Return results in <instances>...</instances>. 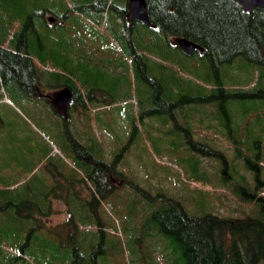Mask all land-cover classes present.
Wrapping results in <instances>:
<instances>
[{
	"label": "rangeland",
	"instance_id": "obj_1",
	"mask_svg": "<svg viewBox=\"0 0 264 264\" xmlns=\"http://www.w3.org/2000/svg\"><path fill=\"white\" fill-rule=\"evenodd\" d=\"M116 2L125 3V0ZM59 20L63 21V26L54 24L48 27L45 24L48 32L45 41L51 52L66 54L63 58L67 65L59 63L54 66L58 72L71 77L82 93V110L77 113L73 108L68 122L72 134L78 133L79 141L92 146L93 155L103 153V160L108 163L115 161L116 169L122 173L109 180L113 190L107 183L101 184L105 195L99 204L90 203L94 183L82 179V168L68 151L64 129L60 123L55 124L51 110L46 106L26 107L16 103L15 108L9 107L10 104L1 108L3 115L12 123L7 129L0 128L3 131L0 132L3 133L0 135V188L9 184L11 188L16 187L14 194L19 202L18 192L25 196L32 189L35 199L44 190L52 188L50 182L55 179L69 178L68 175L75 181L82 179L72 184L64 182L60 187L52 188L55 194L44 196L47 202H51L50 214L42 216L44 227L53 228L73 213L82 241L87 245L94 242L98 252L103 251L100 253L101 264H147V260L148 264H169L165 241L159 236L145 237L146 232L153 229L148 224L151 205L160 202L151 196L144 197L146 194L156 196L159 191L160 194L175 196L193 215L215 213L243 217L245 213L255 211L253 203L241 202L229 188L220 184L223 173L218 161L189 151L186 128L191 129L193 139L206 140L222 150L233 166L232 178L240 183L245 181L252 187V173L236 153L229 137L234 130L229 132V128H225L218 119L217 106L210 100L213 84L205 82L203 73L196 74L181 67L182 70L176 61L150 52L152 62L174 67V75L182 85L174 90L172 96L163 95L161 91V98L166 100L161 104L150 102L153 88L149 90L147 84L134 80L131 59L124 54L115 36L106 42L95 38V31L109 36L115 30L117 35L124 36L121 19L108 12L101 17L100 24L76 13L69 19ZM90 26H94L95 31ZM62 34L64 38L60 36ZM144 34L150 35L147 31L141 32L146 37ZM198 57L195 55L190 60L197 70L203 65ZM120 60L125 63L126 72L118 64ZM44 68L54 70L52 64ZM224 68L223 74L229 80L227 86L233 88L230 90L232 93L258 91L259 83L264 85V77H260L261 71L256 65L254 68L246 67L245 62L237 58ZM158 72L154 74L158 78L165 73ZM168 75L170 71L165 73L166 79ZM44 84L47 85L45 81ZM258 97H239L246 117L237 100H234L237 104L230 105V110L235 123L239 124L236 126L239 128L237 134L240 135L241 130V136L246 138L252 149L257 148V138L250 129L261 134L259 149L264 156V110L256 111L254 108L255 104L262 105L264 97ZM141 117L144 119L140 120ZM241 126L247 128L241 129ZM243 151L245 155L249 153L247 146ZM195 156L199 160L201 175L187 168L188 160ZM101 174L105 176V171L100 170ZM95 207L106 225L103 234L94 235L98 223L92 222L89 210ZM13 242L7 238L0 239V252H14Z\"/></svg>",
	"mask_w": 264,
	"mask_h": 264
},
{
	"label": "trees",
	"instance_id": "obj_2",
	"mask_svg": "<svg viewBox=\"0 0 264 264\" xmlns=\"http://www.w3.org/2000/svg\"><path fill=\"white\" fill-rule=\"evenodd\" d=\"M147 4L150 19L157 28H148L150 35L146 42H138L134 34L131 39H123V36L112 32L124 54L133 56L132 71L135 80L147 84L149 90L153 88L149 101L160 104L166 101L161 98V91L163 95L172 96L176 88L182 87L174 75V67L162 62H152L150 52L176 61L179 68L204 74L205 82L213 84L210 100L217 106L218 119L225 128H229V132L234 130L229 137L235 145L236 153L252 173V187L245 181L236 182L231 173L233 166L226 154L206 140L193 139L190 128H186L189 135L186 143L189 151L218 161L223 173L220 184L229 188L241 202L253 203L255 211L245 213L243 217L215 213L193 215L187 211L180 199L167 193L160 194L158 191L156 196L144 195L156 198L155 200L160 199L156 205L149 204L152 206V214L148 224L153 229L146 232L145 237L154 235L165 241L169 250L166 256L169 264H260L264 262V164L261 163L264 156L259 149L261 134L250 129V133L257 138V148L252 149L246 138L241 136V130L240 135L237 134L239 128L236 126L239 124L232 118L230 105L237 104L234 101L237 100V105L241 108L239 97H264V85L260 82L258 91L232 93L230 90L233 88L227 86L229 80H226L223 71L224 67L239 58L245 62L246 67L254 68L256 65L260 68V77H264V7L246 11L235 0H147ZM48 11L60 18L68 17L69 12H77L100 23L101 15L108 11L125 21L126 5L116 0H0V75L9 73L20 81L24 79V59L9 55L24 51L30 55L26 59L34 63L37 72L36 85L47 71L44 67L52 64L54 70L49 73L56 85L65 83L78 90L75 81L65 73L58 72L54 66L59 63L66 66L67 62L63 58L66 54L60 51L51 52L45 41L48 33L45 15ZM129 29L126 25L124 30ZM60 36L64 38V34ZM173 36H185L204 47L202 53L195 52L203 62L202 68L194 69L189 62L191 57L181 53L179 47L173 48L169 43V38ZM101 40L105 41L106 37L102 35ZM157 71L166 74L170 71V75L166 79L164 73L158 78L154 75ZM254 108L256 111L264 110V102L261 106L255 104ZM242 113L246 117L243 110ZM142 119L144 117L140 118ZM245 127L247 128L241 126V129ZM78 138L77 133L72 140L65 139L68 141L65 145L67 143L68 151L82 168V179L94 183L95 190L90 203L99 204L105 195L101 184L107 183L109 189L113 190L114 186L109 180L122 172L116 169L115 161L108 163L103 160V153L100 156L93 155L92 146L82 143ZM245 146L249 151L247 155L243 154ZM198 163L195 156L188 160L186 167L201 175ZM100 170L105 171V176L99 175ZM70 176L61 177L58 181L55 179L50 182L51 187H60L64 182L72 184L75 180ZM81 180L77 179L75 182ZM10 186L11 184L0 188V239L14 241L15 250L10 253L1 251L0 264H27L26 261L29 264H101L100 253L103 251L99 253L94 242L87 245L82 241L73 213L53 228L44 227L42 216L49 215L51 210V202H47L44 196L55 194L52 188L44 190L35 199L32 189L25 196L18 192L20 201L17 202L14 194L16 187ZM73 203L76 204V201ZM89 212L92 222L98 223L94 235L103 234L106 225L100 211L95 207Z\"/></svg>",
	"mask_w": 264,
	"mask_h": 264
},
{
	"label": "flooded vegetation",
	"instance_id": "obj_3",
	"mask_svg": "<svg viewBox=\"0 0 264 264\" xmlns=\"http://www.w3.org/2000/svg\"><path fill=\"white\" fill-rule=\"evenodd\" d=\"M129 26V30H125L123 33L126 38L131 39L133 37V34L135 35L136 40L144 41L143 35H141V32H145V27L140 23L139 21H135L132 24H127ZM128 32V33H127ZM145 35V34H144ZM142 38V39H141ZM15 52H12L9 55L14 56H20L24 59L22 62L25 66L24 68V79L21 81L14 77V75L5 73L0 75V128H8L11 125V119L7 118L3 115V112L1 111L2 106L6 105V102H16L21 104L22 106L26 107H36V106H46L49 108L53 114L54 120L58 121L62 128L64 129V132L67 136H70L68 134V122L71 120L72 116V110L73 108L81 109L83 106V97L81 92H79L76 88H73L72 86L64 85V86H58L54 87L50 83V78L44 79V81H49V84L45 85L43 82L36 85L37 80V72L34 69V63L33 61H28L26 58L30 56L26 52H19V54H14ZM196 54V53H195ZM123 60V59H121ZM119 61V66L123 67L124 72H126L124 62ZM3 71V70H2ZM45 75L49 76V72L45 71ZM5 76V78H4ZM62 87H69L70 88V98L68 103L66 104V107L63 109V112L61 113V110L59 106H57L55 102V95L57 91L61 90ZM3 94H5L3 96ZM6 96V98H5ZM8 100V101H7ZM0 135H3V133H0ZM64 135V133H63ZM71 137V136H70Z\"/></svg>",
	"mask_w": 264,
	"mask_h": 264
},
{
	"label": "water",
	"instance_id": "obj_4",
	"mask_svg": "<svg viewBox=\"0 0 264 264\" xmlns=\"http://www.w3.org/2000/svg\"><path fill=\"white\" fill-rule=\"evenodd\" d=\"M235 1L241 4L246 11H253L257 7H264V0H235ZM127 19L130 23L134 22L135 20H139L144 24H146L147 26L151 28H155V25L152 23L149 17L147 0H129ZM49 21L53 22V18H49ZM174 42L177 43L187 54L193 53L194 49L196 48L203 49V47L200 46L199 44L183 37L175 38ZM55 97H56L55 102L57 106H59V108L61 107L60 110L62 113L63 109L66 107L67 102L69 101L70 89L65 88L57 92Z\"/></svg>",
	"mask_w": 264,
	"mask_h": 264
}]
</instances>
